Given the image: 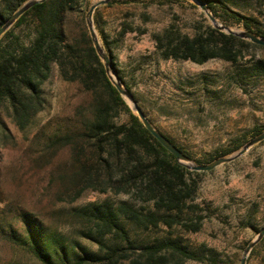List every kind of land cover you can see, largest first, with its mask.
<instances>
[{
  "label": "trees",
  "instance_id": "trees-1",
  "mask_svg": "<svg viewBox=\"0 0 264 264\" xmlns=\"http://www.w3.org/2000/svg\"><path fill=\"white\" fill-rule=\"evenodd\" d=\"M25 1L3 0L5 9L0 10V27ZM116 1L110 0L108 4ZM203 1L216 18L264 36V18L232 9L231 0ZM88 7V0H44L22 14L1 35L0 181L11 179L22 183L30 173L25 170L27 165L44 163L45 169L37 173L39 182L48 179L46 188L56 184L57 195H68L71 202L87 190L123 194L128 198L118 204L107 200L92 202L75 210L74 215L84 223L82 235L97 244L96 251L77 242L69 244L33 212L23 208L13 212L14 222L7 226L4 213L1 214L0 233L30 250L41 264H181L186 259L218 264L213 250H206L209 255L191 250L183 244L182 235H174L176 229L195 233L202 227L203 208L193 201L196 176L201 171L179 163L114 86L85 22ZM72 15L80 23L76 29L71 26ZM25 32L32 35L28 42ZM154 38L164 59L200 64L213 58L240 64L246 59L248 48L264 49V45L213 25L192 35L167 28ZM103 39L111 57L104 34ZM252 61L251 66L242 70L244 77L250 73L264 76V58ZM53 64L58 65L65 81L78 83L89 94L90 101L77 108L79 120L75 126L41 133L45 139L38 153L25 156L22 139H18L10 125L23 139L30 134L32 140L39 137L38 116L46 107L42 85L50 77ZM126 88L131 90L128 84ZM122 116L126 118L122 120ZM263 131L264 127L257 126L251 137ZM166 136L198 164L228 156L251 138L247 134L236 136L227 147L207 155V161H203ZM64 154L67 159L61 168L58 159ZM7 159L13 162L9 168ZM3 203L0 201V210ZM134 228L145 232L159 230L163 236L142 242L133 236Z\"/></svg>",
  "mask_w": 264,
  "mask_h": 264
},
{
  "label": "rangeland",
  "instance_id": "rangeland-1",
  "mask_svg": "<svg viewBox=\"0 0 264 264\" xmlns=\"http://www.w3.org/2000/svg\"><path fill=\"white\" fill-rule=\"evenodd\" d=\"M96 1L88 0L89 7ZM229 5L244 15L264 18V0H231ZM4 9V2L0 0V10ZM70 19L72 28L76 29L80 24L78 19L75 15ZM216 19L233 29L245 30L239 24ZM94 23L100 43L109 54L103 34L106 36L121 81L125 87L126 84L131 87L135 100L153 125L195 158L207 161V155L227 147L236 136L251 137L255 127H264V76L250 73L244 77L242 73L252 65V60L264 58V49L248 48L246 59L240 64L217 58L201 64L164 59L157 50L154 35L167 28L192 35L213 25L195 1L118 0L99 6ZM31 37L25 32L26 42ZM42 91L46 107L38 116L39 137L32 140L30 134L23 139L10 125L18 139H22L25 156L38 153L45 139L41 133L75 126L79 120L77 108L90 101L89 94L78 83L61 77L57 64L52 65ZM13 154L15 157L16 153ZM66 159L65 154L60 155L61 168L65 167ZM12 163L8 160V168ZM45 167L44 163L27 165L25 170L30 173L22 183L11 179L0 181V201H4L0 218L4 213L7 226L14 222L13 212L23 208L33 212L50 231L59 233L69 244L77 242L96 251L97 244L82 235L80 229L84 223L74 215L75 210L105 200L118 204L128 197L87 190L71 202L68 195H57L56 184L46 188L48 179L39 182L37 173ZM196 183L193 201L203 208L200 211L205 215L202 227L195 233L176 229L174 235H182L183 244L191 250L208 255L206 250H213L218 264H240L245 247L264 227V140L231 162L201 171ZM133 236L148 242L163 236V232L134 228ZM0 264L41 263L26 247L16 245L0 233ZM181 264L208 263L186 259ZM247 264H264V237L250 252Z\"/></svg>",
  "mask_w": 264,
  "mask_h": 264
},
{
  "label": "water",
  "instance_id": "water-1",
  "mask_svg": "<svg viewBox=\"0 0 264 264\" xmlns=\"http://www.w3.org/2000/svg\"><path fill=\"white\" fill-rule=\"evenodd\" d=\"M42 1L44 0H27L23 4H21L19 8L15 10L5 20L4 24L0 27V37L5 31H7L17 21V19L22 14H24L27 10H29L35 4L42 2ZM109 1L110 0H97L96 2L91 4V6L89 7L86 13V23L89 28L94 47L96 48L98 55L100 56L101 60L103 61L105 65L109 78L111 79L112 83L117 88L121 96L125 99L129 107L138 114L144 126L153 134V136L168 151H170L176 157L179 163H181L182 165H184L190 170H195V171L212 170L218 165L231 162L241 157L252 146L264 140V131H263L260 134L254 136L249 141H247L239 150L232 153L230 156L217 158L216 160L208 164H197L187 154H185L180 148H178L165 134L159 131L153 125V123L148 118V116L145 114V112L142 110V108L139 106L132 92L124 86L123 82L121 81L117 73L116 67L111 57L105 51V49L101 45L100 40L98 38L97 31L95 28V23H94V13H95V10L99 6L107 4ZM193 1H195L204 12H206L209 19L211 20V22L216 28L222 31H225L227 33H230V34H234L238 37L250 40L253 43L264 45V36L259 37L249 30L233 29L227 25H224L216 19V17L212 14V12L209 10V8L207 7L206 3L203 0H193ZM263 237H264V227L258 232L257 236L252 241H250L245 247L241 260H240V264H247V259L249 257L250 252L252 251L254 246L262 240Z\"/></svg>",
  "mask_w": 264,
  "mask_h": 264
}]
</instances>
